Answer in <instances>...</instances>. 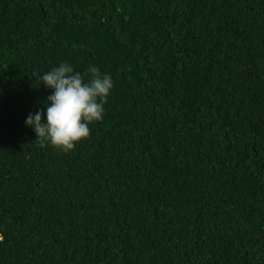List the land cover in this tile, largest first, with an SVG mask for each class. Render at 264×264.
Listing matches in <instances>:
<instances>
[{
    "label": "trees",
    "instance_id": "obj_1",
    "mask_svg": "<svg viewBox=\"0 0 264 264\" xmlns=\"http://www.w3.org/2000/svg\"><path fill=\"white\" fill-rule=\"evenodd\" d=\"M61 62L113 81L68 153L24 123ZM0 237V264H264V0H0Z\"/></svg>",
    "mask_w": 264,
    "mask_h": 264
},
{
    "label": "clouds",
    "instance_id": "obj_2",
    "mask_svg": "<svg viewBox=\"0 0 264 264\" xmlns=\"http://www.w3.org/2000/svg\"><path fill=\"white\" fill-rule=\"evenodd\" d=\"M87 74L90 79L85 82L84 77L66 62L39 74L40 83L53 91L44 101L46 112L29 113L24 123L33 129L41 147L47 143L68 153L90 136L89 124L103 119L104 104L113 81L95 66H89Z\"/></svg>",
    "mask_w": 264,
    "mask_h": 264
}]
</instances>
